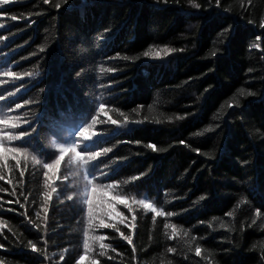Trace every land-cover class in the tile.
Masks as SVG:
<instances>
[{
    "label": "trees",
    "instance_id": "16d2710c",
    "mask_svg": "<svg viewBox=\"0 0 264 264\" xmlns=\"http://www.w3.org/2000/svg\"><path fill=\"white\" fill-rule=\"evenodd\" d=\"M2 7L0 264H264V0Z\"/></svg>",
    "mask_w": 264,
    "mask_h": 264
},
{
    "label": "snow or ice",
    "instance_id": "6c2138e0",
    "mask_svg": "<svg viewBox=\"0 0 264 264\" xmlns=\"http://www.w3.org/2000/svg\"><path fill=\"white\" fill-rule=\"evenodd\" d=\"M9 3H10V0H0V11H3V7L2 6L7 5ZM56 7L58 8L59 5H56ZM196 7H199V5H196ZM11 19L12 20H16V17L13 16V17H11ZM261 26L264 27V24H262ZM172 51H174V50L173 49H169V48H163V49H160L159 51H155L154 49L150 48L147 52L144 53V55L145 56H149V55H153L154 54L156 56H159V55H161V53H163L164 55H167V54H169ZM11 75H16V74L12 73ZM29 75H31V74H29ZM245 94L250 95L251 93H245L244 90L241 89L240 90V95H245ZM103 108H104V105L100 104V109L103 110ZM121 115H122V113H121ZM112 123L116 124V121L113 120ZM87 133H88V127H82L79 130V136L83 138V141L91 140V137H89L87 135ZM21 135H24V133H21ZM53 146L59 150V155H56L55 153H53L54 159L52 157H50V159H52V162L51 163L45 162L44 165H43L44 169H58L60 167V165H61V161L64 160L65 155L67 153H69V152L75 153L76 158H78L80 161L83 162L82 165H81L82 167L84 165L88 164V161L84 160V157L82 155V153H85V152L89 151L88 145L86 143H83L82 141H79V140H71L70 142L57 144L55 141H53ZM149 147H152L154 149L155 146L149 145ZM78 148H79V150H77ZM5 151L6 152H12V153L15 154V153H19L20 152V148H6ZM95 155H98V153L90 156L89 159L90 160H94L95 159ZM35 162L37 164L40 163L39 160H36ZM94 169H95V164H92L91 166L85 168V170H84V178H85V180L88 181L89 184H91V179H89V177L93 176ZM44 176L45 177L48 176V173L46 171L44 172ZM0 179H2V177H0ZM108 187L111 188V187H113V185H108ZM92 190L95 191V189H92ZM56 192H57V188H55V187L51 188V191L45 192V194H44L45 202H47L48 200H51L52 194L56 193ZM83 194H84L85 197L89 196V189L87 187L84 188ZM116 199H124V200H126L127 197H116ZM200 199H204V197H201ZM83 202L88 205V215H89V217H91V214H92V201H91V199L90 198H86ZM138 203L140 205H142L145 209L149 210L150 212L155 213L156 216H164L165 215V212L158 211L157 208L154 207L152 203H147L146 199H139ZM125 207H128V205L125 204ZM168 215H171V213H168ZM257 215H259V213H257ZM133 219H135V217H133ZM253 223H255V221H253ZM100 226L104 227V228L114 227V225L104 224L103 222L101 223ZM163 227L165 229L171 228L173 230V235L176 234V225L175 224L164 223ZM84 235H85V237H87V235H88L87 231H85ZM124 239H126L129 243L132 242L131 237L125 236ZM84 247H85V249L88 248L87 239H85V241H84ZM102 247H108V245H102ZM33 250H35V246L34 245H33ZM169 251H172V249H169ZM195 252H196V255L199 256L200 253H201V249L199 247H197L195 249ZM101 255H103V253H101Z\"/></svg>",
    "mask_w": 264,
    "mask_h": 264
}]
</instances>
